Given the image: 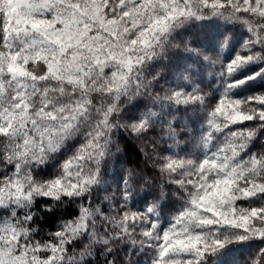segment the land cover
<instances>
[{
    "label": "snow or ice",
    "instance_id": "6c2138e0",
    "mask_svg": "<svg viewBox=\"0 0 264 264\" xmlns=\"http://www.w3.org/2000/svg\"><path fill=\"white\" fill-rule=\"evenodd\" d=\"M0 264H264V0H0Z\"/></svg>",
    "mask_w": 264,
    "mask_h": 264
}]
</instances>
